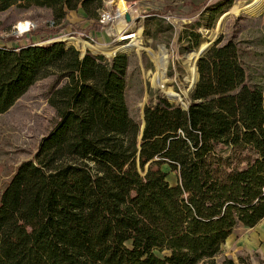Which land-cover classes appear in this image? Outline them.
<instances>
[{"label": "trees", "instance_id": "obj_1", "mask_svg": "<svg viewBox=\"0 0 264 264\" xmlns=\"http://www.w3.org/2000/svg\"><path fill=\"white\" fill-rule=\"evenodd\" d=\"M232 3L200 15L214 16L213 27ZM13 6L49 9L58 30L0 39V114L52 75L55 120L0 191V264H233L219 257L222 244L264 218V83L250 64L263 52L248 48L264 35L220 34L196 61L186 107L157 93L139 138L125 96L129 56H81L56 40L78 9L100 31L103 0H0V11ZM166 29L148 14L143 34Z\"/></svg>", "mask_w": 264, "mask_h": 264}, {"label": "rangeland", "instance_id": "obj_2", "mask_svg": "<svg viewBox=\"0 0 264 264\" xmlns=\"http://www.w3.org/2000/svg\"><path fill=\"white\" fill-rule=\"evenodd\" d=\"M117 1L104 0L103 8L112 12L120 10ZM214 1L216 0H124L130 13L145 15L144 18L129 19L125 22L124 18L120 17L100 31L88 25L89 21L84 18L81 9L69 11L62 21L64 26L57 32L59 35L56 39L63 40L67 36H75L77 40H86L85 36L89 35L94 37L98 44L111 46L123 43L114 40L121 35L117 31L119 27L120 30L126 27V31L122 33L125 34L131 30L137 31L142 26L139 35L142 45L153 49H158L160 45L166 48L168 64L165 76L169 87L180 95V99H168L182 106L187 104L190 87L193 85L188 55L191 54L192 57L196 55L197 61L204 41H211L220 34L225 36L237 34L244 39L261 38L264 35V9L259 14L230 12L225 17L220 31L217 28V21L213 27H208L214 16L207 13L202 17L200 12L205 5ZM237 1L241 0H233L229 8ZM153 13L163 19L164 26L170 24L171 29L159 33L156 39H147L143 34L144 21L148 14ZM20 21L27 22L23 23L22 27L20 25L17 27ZM52 21L51 11L47 8L10 7L0 11V39L17 38L16 42H20L26 41L29 37L33 40L47 38L49 33L58 30L53 27ZM27 26L33 33L24 35L28 29L20 30L26 29ZM239 30H243L241 35ZM191 32L198 35L194 36ZM64 41L67 43L69 40ZM77 42L72 46L81 53V43ZM248 48L250 51L263 52V55L259 54L261 57L259 55L251 57L250 64L255 79L264 83V42L259 45L251 44ZM122 53L129 56L126 104L129 113L136 120H141L144 105L154 99L157 93L165 96L166 93L160 87L152 85L150 81L148 71L154 69V64L145 50L135 47ZM99 54L111 57L105 53ZM54 78L50 75L39 79L9 110L0 114V191L16 166L23 160L33 158L40 140L53 125L55 112L48 103V92ZM163 169L168 171L166 166H163ZM167 179L170 183H175L176 174L168 172ZM219 257H229L233 264H264V218L253 227L236 228L222 244Z\"/></svg>", "mask_w": 264, "mask_h": 264}, {"label": "bare ground", "instance_id": "obj_3", "mask_svg": "<svg viewBox=\"0 0 264 264\" xmlns=\"http://www.w3.org/2000/svg\"><path fill=\"white\" fill-rule=\"evenodd\" d=\"M118 7L120 8V11H124L126 8L124 0H118ZM264 9V0H241L237 1L232 7H230L228 12L232 13H238V12H250L253 14H259ZM227 12L220 15L219 19L217 20V28L220 31L222 28V24L224 21V18L226 16ZM22 24L20 26L22 27ZM29 26V25H28ZM28 26L26 29H28ZM18 27V26H17ZM19 29V28H18ZM25 29V30H26ZM23 30V28H22ZM117 31H121L120 27ZM142 31V26L139 27L136 30H131L130 32H126L122 36L119 37V39H127L124 43L116 44V45H100V44H92L87 40L80 39L78 40L81 42V50L83 52L84 49L89 48L90 51L96 52V53H105L108 55H113L116 52H128L131 49H143L146 51L150 59L152 60L154 64V69L148 71L149 78L152 83V85L160 87L168 96L170 100H176L180 99V95L171 89L169 87V83L167 82L165 72L168 64V53L166 48L163 45H160L158 49H153L148 46H144L140 43L139 35ZM67 39L69 41L72 40L71 37L67 36ZM211 41H204L201 44L200 50H203L209 46ZM188 59L190 60L189 67L193 74L192 83H194L198 79V72L196 67V55L191 56V54L188 55ZM169 81V80H168ZM180 101V100H179Z\"/></svg>", "mask_w": 264, "mask_h": 264}, {"label": "built area", "instance_id": "obj_4", "mask_svg": "<svg viewBox=\"0 0 264 264\" xmlns=\"http://www.w3.org/2000/svg\"><path fill=\"white\" fill-rule=\"evenodd\" d=\"M103 6H104V0H103ZM128 14L129 15V19H137V20H140L142 18H144L145 15H140L138 13H136L135 15H133V13H130L129 12V9L126 7L124 11H120L119 9L118 10H115L114 12H112L111 10H108V9H105V8H101L98 12V22L101 24V28H104V26L106 25H109L110 23H112L114 20H116L117 18H124L125 22H127V20L125 19V14ZM126 27L123 28V30L121 31H118V33H121L120 36H122L123 32L126 31L125 29ZM64 37V36H63ZM72 38V40L68 43H66L67 45L68 44H71L74 45L75 42H77L78 40L75 38V36H69ZM119 37V36H118ZM116 38L114 40H117L118 42H125L127 41V39H119V38ZM57 38V37H56ZM86 40L89 41L90 43L92 44H98L97 41L94 39V37L92 36H89V35H86L85 36ZM62 39V38H61ZM56 40H59V39H56ZM65 39L63 38L62 41H64ZM65 42V41H64ZM79 42V41H78ZM77 42V43H78ZM81 43V42H80ZM101 45H105V44H101ZM87 50H89V48H87ZM86 49L83 50V52H85ZM90 51V50H89ZM113 56V55H111Z\"/></svg>", "mask_w": 264, "mask_h": 264}, {"label": "water", "instance_id": "obj_5", "mask_svg": "<svg viewBox=\"0 0 264 264\" xmlns=\"http://www.w3.org/2000/svg\"><path fill=\"white\" fill-rule=\"evenodd\" d=\"M229 10H226V11H224L223 13H225V12H227V14H226V16L225 17H227L229 14H230V12H228ZM222 13V14H223ZM125 19L126 20H129V15L126 13L125 14ZM225 19V18H224ZM217 35V34H216ZM218 36H215L214 38H213V40H211V42H210V44H209V46L207 47V48H205V49H203V50H200L199 51V56H198V58L200 57V55H202L205 51H206V49H208L213 43H214V41H215V39L217 38ZM84 54V52H81L80 53V55L82 56ZM114 55V54H113ZM197 58V59H198ZM198 80V79H197ZM196 80V81H197ZM196 81L193 83V85L190 87V91L192 90V88L194 87V85H195V83H196ZM166 96L169 98V96L166 94ZM184 105V106H183ZM182 106L183 107H186V104H183ZM143 126H144V119H143V114H142V119H141V123H140V134H139V138H140V136H141V131H142V129H143Z\"/></svg>", "mask_w": 264, "mask_h": 264}]
</instances>
